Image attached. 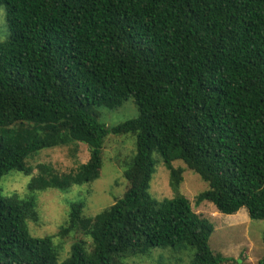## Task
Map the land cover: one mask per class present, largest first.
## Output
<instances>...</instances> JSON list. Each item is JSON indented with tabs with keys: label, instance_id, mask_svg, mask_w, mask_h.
Returning <instances> with one entry per match:
<instances>
[{
	"label": "trees",
	"instance_id": "1",
	"mask_svg": "<svg viewBox=\"0 0 264 264\" xmlns=\"http://www.w3.org/2000/svg\"><path fill=\"white\" fill-rule=\"evenodd\" d=\"M11 37L0 43V181L31 176L25 196L0 188V264H127L153 249L190 246L192 264L235 262L210 247L214 225L184 196L149 194L156 167L174 192L184 168L208 185L195 206L264 221V0H0ZM133 99L139 116L110 129L100 109ZM136 154L123 198L94 218L71 206L62 233L75 243L58 262L51 238L34 237L39 192H67L100 178L109 135ZM88 147L59 174L28 159L45 149ZM264 264V258L259 262Z\"/></svg>",
	"mask_w": 264,
	"mask_h": 264
},
{
	"label": "rangeland",
	"instance_id": "2",
	"mask_svg": "<svg viewBox=\"0 0 264 264\" xmlns=\"http://www.w3.org/2000/svg\"><path fill=\"white\" fill-rule=\"evenodd\" d=\"M11 37L7 23V9L0 6V43L7 42ZM139 111L133 99H129L116 110L100 109V119L110 129L124 122L136 119ZM78 145V153L73 147L45 149L28 159L27 166L36 173L38 165H52L59 174L74 171L80 164H85L90 158L89 149L85 145ZM136 154L135 139L131 136H114L110 134L102 150L103 168L100 178L88 185L73 186L67 192L49 189L39 192L37 198L38 220L29 221L28 227L36 238H51L53 248L58 252V262L66 260L71 253L72 246L82 240L88 243L91 239L79 229L62 233L69 222L71 206L82 204V217L94 218L102 211L110 208L125 195L129 183L124 176V164ZM176 168H184V181L179 190L174 192L170 186V173L163 166L158 165L151 182L149 194L153 199L162 201L184 196L191 201L193 210L208 218L214 225V233L210 238V247L216 254L233 258L235 262L228 264H259L264 258V221L251 220L244 208L238 212L239 218L217 211L211 203L195 206L196 197L208 189V185L195 172L186 169L182 162H174ZM31 176L12 171L0 181V188L6 195L25 196ZM221 215L220 218L214 214ZM240 214V216H239ZM246 215V219L242 216ZM222 218V219H221ZM221 219V220H220ZM229 220H238L230 225ZM195 252L190 246L181 251L173 249H153L145 256L129 257L127 264H192Z\"/></svg>",
	"mask_w": 264,
	"mask_h": 264
},
{
	"label": "crops",
	"instance_id": "3",
	"mask_svg": "<svg viewBox=\"0 0 264 264\" xmlns=\"http://www.w3.org/2000/svg\"><path fill=\"white\" fill-rule=\"evenodd\" d=\"M216 217H218V218H220L221 217V215H219V214H214ZM229 216H231V217H229V218H231V219H233V218H236L237 216H238V213L237 214H235V215H229ZM239 216H240V214H239ZM237 218H239V217H237ZM246 219V221H248V218H247V216L246 215H244V216H242V219ZM222 219V218H221ZM220 219V220H221ZM229 222H230V225H235L236 223H238V220H229Z\"/></svg>",
	"mask_w": 264,
	"mask_h": 264
}]
</instances>
